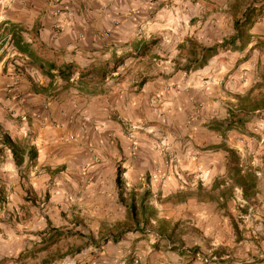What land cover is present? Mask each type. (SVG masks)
Instances as JSON below:
<instances>
[{"label": "crops", "instance_id": "0c3cea01", "mask_svg": "<svg viewBox=\"0 0 264 264\" xmlns=\"http://www.w3.org/2000/svg\"><path fill=\"white\" fill-rule=\"evenodd\" d=\"M232 1L0 0V264H64L60 258L67 252L109 237L104 231L111 229V240L94 244L101 249L97 264L109 263L127 233L141 232L117 235L127 211L115 182L117 167L125 199L131 191L147 192L150 204L157 197L179 214L214 218L226 210L223 205L234 217L230 199L236 190L237 200H256L264 214V118L257 114L264 107L252 110L237 101L239 111L231 118L210 102L215 85L199 86L215 55L199 66L204 49L227 39L223 24L237 18L229 14ZM262 27L264 18L257 17L248 41ZM12 30L27 42L43 43L57 63H71V74L51 69L49 76L46 67L29 66L11 45ZM170 31L172 37L166 36ZM167 38L185 46L182 54H192L184 68L164 75L158 67L136 64L156 40ZM4 134L23 147L20 162L1 140ZM217 145L235 148L255 172L257 191L246 201L238 188L224 201L213 190L226 176L227 152ZM172 154L177 164L167 169L164 159ZM157 167L192 178L169 175L159 185L148 179ZM181 191L191 195L166 199ZM187 204L193 208L183 211ZM224 244L225 252L239 258L232 263L264 264L263 238Z\"/></svg>", "mask_w": 264, "mask_h": 264}, {"label": "rangeland", "instance_id": "374dc122", "mask_svg": "<svg viewBox=\"0 0 264 264\" xmlns=\"http://www.w3.org/2000/svg\"><path fill=\"white\" fill-rule=\"evenodd\" d=\"M252 2L257 4L258 2H264V0H233L229 11L230 16H232L233 19L235 17H241L245 5L247 3L251 4ZM235 6H238V8H235ZM257 17L264 18V7L259 11L258 15L255 16V19ZM227 29L229 33L226 35L228 37L227 39H229L234 33V25H232L231 18L228 22L223 24V30L226 31ZM215 30L217 31V29ZM260 30L262 33L253 34V38L248 41L249 43L247 42L245 44L243 50H239L238 48L234 49L232 47H219L215 55L211 57L208 62L206 61L209 65L210 61L213 60L212 69L203 74L204 76H202L201 79L202 84L200 83L199 86L205 87V85L207 86L213 83L215 86L212 90L213 93H211L213 96H211V94L209 95L210 102L213 101L218 109H221V107L226 108V111L230 112L231 118L239 111V102L237 101L249 105L251 99L255 98L258 100L264 97V28L262 27ZM166 36L172 37V32L170 31V34ZM222 41L223 40H215L213 45H217ZM178 43L177 39L170 40L167 38V40H156L155 44L150 46L148 51L149 55H144L140 57L142 59L135 62L139 67L140 65L149 67L150 69L158 67L161 69L162 74L170 75L172 69H182L188 60H192V54L188 55L187 52L185 54L181 53V50L185 48V46H180ZM238 43L239 42H237V45ZM190 46L189 44V47ZM179 47H181L180 51L174 52V50H178ZM198 48L200 47L198 46ZM134 60L135 58H133V61ZM126 61L128 62V60ZM118 65H116V70ZM120 66L121 65H119V67ZM120 79L122 80V78ZM204 80L210 81L205 83L203 82ZM205 88L201 89L205 90ZM207 93L209 94V91ZM236 95H247L249 98L248 100H243L237 98ZM203 102L204 101L198 102V108H201ZM198 108L195 110H198ZM257 114H262L261 116L264 118V110H260ZM233 122L234 120L230 122V125H234ZM23 144L22 142L19 143V145ZM190 150L192 151V148ZM233 150L236 151L235 148H233ZM176 164L177 161L172 168H168L173 169ZM169 175L175 178H178L180 175V179L184 178L186 182L189 178H192L191 175L183 176L180 170L178 173H175V170H173L168 176ZM148 179L153 181L149 177ZM165 182L158 181V184L164 185ZM236 194L237 191L235 190L234 197L230 199L231 209L235 213L233 219H230V217L226 215L228 209L223 205H221L220 208H225L226 210L223 209L224 211L218 216L214 218L204 216L202 219H198L196 216L184 215V213L179 214L177 208H173L170 205L167 207L163 206V202L161 203L157 200V197H155L152 205L155 206L157 214L167 218V228L169 231L173 229V237L168 238L162 236L158 238L155 229L151 227L147 228L145 233L129 232L122 238L115 255L110 258L107 264L237 263L239 258L236 254L233 256L232 253L229 254L225 252L224 243L226 241H235L238 243L240 240L255 243V241H260L262 238L264 239V214L261 209L262 207H260V204L256 200H251L246 203L242 200H237L235 198ZM245 204L248 206L244 213L241 209ZM188 208L192 209L193 206L187 204L183 208V211H188ZM166 215L169 216L167 217ZM226 225L227 230L222 232V229ZM104 232V234H108L109 237L92 239L91 244L81 247L80 250L73 249L67 252L60 258V262H64V264H97L95 261V257L97 256H95V254L99 253L101 250L99 248L100 245L103 243L105 244L107 240H111V236H114V231L111 229L109 232ZM72 239L73 238H69L67 244L72 242V245H74ZM95 240H98L100 243L97 247L94 246ZM157 242L158 244L155 246ZM121 244L122 250L120 251ZM180 251L192 253L193 257H191L190 260H181L179 259ZM247 264L257 263L255 261H250Z\"/></svg>", "mask_w": 264, "mask_h": 264}, {"label": "trees", "instance_id": "16d2710c", "mask_svg": "<svg viewBox=\"0 0 264 264\" xmlns=\"http://www.w3.org/2000/svg\"><path fill=\"white\" fill-rule=\"evenodd\" d=\"M238 8V6H235ZM262 8H257L252 5L247 6L243 12L242 16L239 18H235L233 21L234 25V33L231 35L229 39H224L221 43L214 45L213 47L205 48L204 54L199 61V66H202L205 61L217 50V48H243L249 39V29L255 21V16L258 15L259 11ZM11 45L17 53L22 56L27 57V64L32 67H36L39 70H44L46 67V73L51 76V69H56L58 74L61 76H68L72 72V64L60 62L57 63L56 59L52 57L49 53L50 50L41 43L40 41L33 40V42H27L21 36L19 30H12L10 37ZM237 42L238 45H237ZM238 46V47H237ZM116 66V65H115ZM243 100H248V96L239 97ZM254 101H251V103ZM249 103L251 109H258L264 107V97L260 99V101H256L254 104ZM241 105L244 108L248 107V104L241 102ZM1 140L4 144L12 147V153L17 162H20L23 159L24 149L23 147H18L16 144L10 139L7 134H4L1 137ZM215 147H221L225 152H227L226 157V176L224 180H220L212 184L213 190L218 191L219 197L223 199V201L227 197H232L233 192L236 188L240 189L241 197L243 200H247L249 197L253 196L257 189V176L255 172L245 166L241 161L239 155L231 148L225 145H217ZM19 152V155L18 153ZM28 156L30 159H33L36 156V151L30 147L28 150ZM116 185L119 189V198L122 203L125 204L127 211L125 220L122 222V228L117 232V235L126 232V231H141L145 232L147 228L155 229L156 233L162 237H173V229L169 231L167 228V220L158 217L157 210L155 207L148 202V193L143 192L137 194L135 191H131L128 194V199L123 198L122 191V169L117 167ZM227 182V185H224ZM223 185V187H220ZM197 190L201 191V186H197ZM191 191H181L177 192L173 195H169L166 199H174L175 201H183L190 194ZM126 200V201H125ZM4 201V197L0 190V203ZM247 204H245L241 211L246 212ZM230 219H233L231 215L226 213ZM154 222V223H152ZM193 257L192 253H187L186 251L179 252V259L181 260H190Z\"/></svg>", "mask_w": 264, "mask_h": 264}, {"label": "built area", "instance_id": "2783aa9c", "mask_svg": "<svg viewBox=\"0 0 264 264\" xmlns=\"http://www.w3.org/2000/svg\"><path fill=\"white\" fill-rule=\"evenodd\" d=\"M125 125H127V123H125ZM165 148H166V146H165ZM176 161H177V157L174 154H172L170 156L169 155L165 156L164 167L172 168V166L174 165V163H176ZM148 176L152 180L156 179L158 181L165 182L168 178V172L165 170H162V168L157 167L151 173H149Z\"/></svg>", "mask_w": 264, "mask_h": 264}]
</instances>
